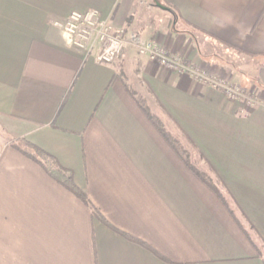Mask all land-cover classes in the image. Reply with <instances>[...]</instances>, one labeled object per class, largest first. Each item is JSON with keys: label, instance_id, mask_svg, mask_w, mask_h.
<instances>
[{"label": "crops", "instance_id": "obj_1", "mask_svg": "<svg viewBox=\"0 0 264 264\" xmlns=\"http://www.w3.org/2000/svg\"><path fill=\"white\" fill-rule=\"evenodd\" d=\"M91 8L125 30L111 63L62 28L71 11ZM212 40L258 63V101H232L198 71L239 81L218 53L202 52ZM146 41L198 74L141 54ZM258 59L264 0H0V264H264ZM176 136L203 155L230 201L187 164ZM8 137L54 156L104 219Z\"/></svg>", "mask_w": 264, "mask_h": 264}, {"label": "built area", "instance_id": "obj_2", "mask_svg": "<svg viewBox=\"0 0 264 264\" xmlns=\"http://www.w3.org/2000/svg\"><path fill=\"white\" fill-rule=\"evenodd\" d=\"M62 28L80 47L91 49L96 43L99 44L97 60L102 63L113 62L121 54L126 43L124 28L115 26L95 8L71 11ZM139 52L170 70L192 72L193 67L184 64L180 56L170 54L155 41L139 44Z\"/></svg>", "mask_w": 264, "mask_h": 264}, {"label": "rangeland", "instance_id": "obj_3", "mask_svg": "<svg viewBox=\"0 0 264 264\" xmlns=\"http://www.w3.org/2000/svg\"><path fill=\"white\" fill-rule=\"evenodd\" d=\"M191 33L193 35H197V33H195L194 30ZM203 48L204 47L201 48L202 52L205 50V53H208V52H206V50H207L209 52L218 53V55H216V56H219V58L216 59L215 61H220L221 63H223L227 72L232 67L234 69L236 68L237 70H239L241 75L243 73V76L240 75L239 81H237V82H229L228 78L223 80V79L218 78V76L212 77V75H214L213 74L214 72H211V70H209L208 68L198 70V71H200L203 74H206L210 79L212 78V81H210V82H212L213 85H215L219 88H222V90L224 91V93L227 95V97L230 100H232V101L245 100L246 102L247 101L254 102L253 100H255V102L258 101L257 97L255 96V94H256L255 87H252L250 84L251 82H253V79L250 77V75L254 73V66H258V63L251 64L250 60L252 58H246L245 55H239L231 49H228L224 46L222 47L219 43L215 42L214 40H212L210 43H208L207 47H205L204 49ZM176 55L180 56L184 61L185 57H183L182 55H180L178 53H176ZM253 60L254 59H252V61ZM255 61H257V60H255ZM258 61H261L259 63V66L264 65V59H258ZM231 62H233L234 65H236V66H232ZM183 63L186 65H191L190 63L187 64L186 61ZM196 67L199 68L198 66H196ZM192 73L198 74L197 69H192ZM207 73L209 75H210V73H212V75L209 76ZM248 84H250V86ZM175 140H176V146H177V149L179 150V152L182 155H184L185 158H187V160L205 176V178L208 180V182L212 186H214L215 188L218 189L220 194L223 196V198L227 202L230 201L229 198H226L227 197L226 196L227 191L225 190L224 184L221 183L216 172L213 170L211 165L209 163H207V161L205 160L203 155L199 154V151L194 147V145L191 144L187 140L180 139V137H177V136L175 137ZM6 142H9L12 145H17V144L23 145L22 139H17V138L9 139V137H8ZM203 181H205V180H203ZM259 247L261 249V252H264L262 247L261 246H259Z\"/></svg>", "mask_w": 264, "mask_h": 264}, {"label": "trees", "instance_id": "obj_4", "mask_svg": "<svg viewBox=\"0 0 264 264\" xmlns=\"http://www.w3.org/2000/svg\"><path fill=\"white\" fill-rule=\"evenodd\" d=\"M149 116L151 119H153V115L149 113ZM157 123V121H154ZM159 126V125H158ZM161 130L163 128L159 126ZM164 131V130H163ZM167 135V133L165 132ZM23 145L17 144L14 145L19 151H21L23 154H25L28 158L32 159L33 161L37 162L39 165H41L45 171L56 181L61 183L63 186H65L67 189H69L71 192H73L76 196H78L83 202H85L87 205H89L93 211V214L96 215L97 217L104 219L102 214L98 211V209L94 206L90 198L88 197L87 193L80 188L75 180L74 176L71 173V171L65 169L59 161L52 156L51 154L47 153L45 150L40 148L39 146L31 143L30 141H27L25 139H22ZM175 145V144H174ZM177 148V146L175 145ZM183 158H185L184 155H182ZM187 161V164L190 165V167L203 179L205 180L209 186L212 187V189L224 200L225 203L227 201L223 198V196L220 194L217 188L212 186L208 180L205 178V176L195 167L193 166L187 158H185ZM251 227H253L251 225ZM247 232V231H246ZM247 234L250 236V234L247 232ZM258 247V246H257Z\"/></svg>", "mask_w": 264, "mask_h": 264}, {"label": "water", "instance_id": "obj_5", "mask_svg": "<svg viewBox=\"0 0 264 264\" xmlns=\"http://www.w3.org/2000/svg\"><path fill=\"white\" fill-rule=\"evenodd\" d=\"M158 5L161 6V7H164V6H163L162 4H160V3H159Z\"/></svg>", "mask_w": 264, "mask_h": 264}]
</instances>
